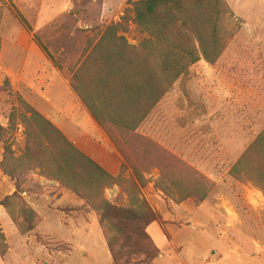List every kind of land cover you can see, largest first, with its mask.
I'll use <instances>...</instances> for the list:
<instances>
[{
    "label": "rangeland",
    "instance_id": "1",
    "mask_svg": "<svg viewBox=\"0 0 264 264\" xmlns=\"http://www.w3.org/2000/svg\"><path fill=\"white\" fill-rule=\"evenodd\" d=\"M134 1L0 0V264H62L61 253L69 250L39 226L44 217L53 222L70 215L72 205L59 203L61 187L19 159L26 147L19 117V99L27 103L26 78L35 77L40 65V71L50 72L46 61L73 78L78 63L109 26L120 25L117 36L138 47L149 36L132 21ZM223 2L224 17L231 12L240 27L233 31L225 25L233 36L217 63L191 65L135 132H110L114 142L127 148L139 173L126 163L122 181L115 183L116 196L107 198L111 188H106L104 197L125 207L129 183H135L139 197L158 216L152 223L166 237L160 249L148 229L152 223H106L118 255L130 254L132 264H264V191L255 182L264 179V141L251 149L264 132V0ZM22 79L24 85L21 81L17 88ZM96 142L84 138L81 145L98 151ZM241 159L239 171L231 173ZM162 171L173 172L188 190L205 179L208 196L200 203L193 198L176 202L159 187ZM24 209L34 212L32 220ZM139 250L149 252L151 259L143 260Z\"/></svg>",
    "mask_w": 264,
    "mask_h": 264
},
{
    "label": "trees",
    "instance_id": "2",
    "mask_svg": "<svg viewBox=\"0 0 264 264\" xmlns=\"http://www.w3.org/2000/svg\"><path fill=\"white\" fill-rule=\"evenodd\" d=\"M131 11L134 14L133 23L149 38L135 47L128 44L124 37L117 36L116 30L120 25L109 26L79 67L81 69L92 62L89 76L94 80L99 97L95 106L85 103L92 118L103 130L106 129L105 133L109 134L112 145L122 158L117 177L110 175L48 119L19 99L22 109L19 117L26 135L25 151L19 159L29 168H38L41 175L57 181L62 188L84 200L97 212L113 264H132L130 261L134 259L130 260V254L124 258L118 255L117 244L114 237L108 236L106 223L132 219L147 226L158 216L139 197L133 182L129 183L131 197L127 206H116L104 197L103 189L122 181L120 178L126 163L135 175L139 173L136 162L128 158L127 148L114 142L110 132L113 129L120 134L135 132L149 110L179 78L186 76L191 65L200 60L216 64L225 43L233 36L230 29L237 31L240 27V21L232 18L234 15L231 12L224 17L228 12L223 0H137L132 2ZM225 25L231 28L227 29ZM79 68L73 74L77 83L80 80ZM76 89L79 90L78 85ZM27 113L29 116H26ZM263 141L264 132L259 134L251 149H256ZM129 150V154H134L135 149ZM240 166L242 159L230 172L237 173ZM173 174L162 171L159 187L176 202L193 198L200 203L206 199L209 183L205 179L197 180L188 190ZM255 182L264 191V179L255 178ZM24 212L26 218L32 220L34 212L29 209H24ZM28 228L31 230L33 225L30 223ZM121 235L128 239L123 232ZM1 241L0 234V245ZM138 253L143 260L151 259L149 252L139 250Z\"/></svg>",
    "mask_w": 264,
    "mask_h": 264
},
{
    "label": "crops",
    "instance_id": "3",
    "mask_svg": "<svg viewBox=\"0 0 264 264\" xmlns=\"http://www.w3.org/2000/svg\"><path fill=\"white\" fill-rule=\"evenodd\" d=\"M41 51L45 56L48 55L42 47ZM88 53L78 63L77 68L81 66ZM46 62L52 70L50 72L40 71V65L35 71V77L26 78L24 99L68 139L72 140L80 150L110 175L117 177L122 158L103 128L92 118L85 103L86 101L95 106L99 97L95 91L94 80L89 76V64L82 67L80 80L77 83L72 78V74L64 76L60 67L55 66L52 61ZM21 81L24 85L23 79L18 80L15 85L17 88L21 86ZM84 138L90 141L96 140L94 147L98 151H91L81 145ZM53 183L56 187H61L57 181ZM109 188L111 190H109L110 193H106V197L116 196L118 189L115 184ZM59 193L62 194L59 203L72 205L70 215L64 214L53 222L44 217L39 227L48 231L50 239L69 248L61 253L62 264H113L97 212L69 190L61 187ZM77 213H84L86 216L76 215ZM148 229L153 240L159 241L160 245L157 247L163 249L166 245V237L162 227L152 223Z\"/></svg>",
    "mask_w": 264,
    "mask_h": 264
}]
</instances>
